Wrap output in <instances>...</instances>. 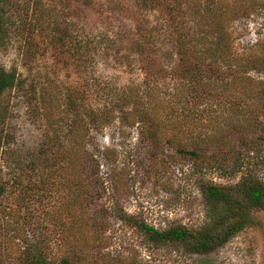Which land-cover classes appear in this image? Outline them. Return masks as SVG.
Wrapping results in <instances>:
<instances>
[{"label": "rangeland", "instance_id": "rangeland-1", "mask_svg": "<svg viewBox=\"0 0 264 264\" xmlns=\"http://www.w3.org/2000/svg\"><path fill=\"white\" fill-rule=\"evenodd\" d=\"M173 2L154 0L145 7L140 0H3L6 30L0 38V69L14 71L18 85L3 94L0 106L8 110L9 142L24 154L28 168L24 182L32 189L26 201L20 200V208L16 192L0 205L20 211L13 218L0 209V224L5 227L0 229V241L8 247L5 254H16L8 220H28L32 229L21 232L22 236L42 240L49 258L57 262L68 257L70 264H198L202 259L184 256V249L174 245L157 249L140 231L118 218L123 209L158 228L182 225L200 229L212 222L205 185L230 186L241 177V172L219 170L222 157L233 163L231 154L242 146L240 133L251 131L248 112L253 99L239 82L227 93L216 80L208 95L201 96L194 88L185 104L171 98L170 104L159 105L160 96L144 92L150 82L157 84L150 80L153 71L164 67L171 76L178 64V55L170 62L163 55L176 43L170 34H177L174 30L181 28L183 20L189 28L195 26L193 18L200 22L199 11L188 13L187 5L177 8ZM186 12L191 17L182 19ZM231 23L236 51L254 48L264 32V15ZM141 29L145 35L155 29L159 38L151 44L140 35ZM147 43L157 51L141 52L137 45ZM193 46L189 45L191 56L203 48V44L198 49ZM249 75L260 77L253 71ZM166 82L167 96L174 97L170 91L174 82ZM131 87L137 89L128 100L132 103L129 107L137 104L151 111L150 117L158 125L157 140L143 131L142 125L130 127L121 122V108L128 105L122 92ZM67 95L75 99L85 122L81 138L76 135L75 139L81 143V155L75 162L80 172L77 178L74 167L57 171L52 162L37 163L35 158L57 127L68 133ZM111 104L116 108L112 122L104 111L101 123L94 125L89 118L91 110ZM55 122L61 124L53 125ZM193 148L203 154L198 160L189 153ZM5 156L1 149L0 166ZM225 166L227 170L229 166ZM13 174L7 167L0 169V183L7 182V189ZM258 174L264 178V170ZM68 179L87 183L79 191L88 190L91 198L79 206L88 209L85 213L75 207L73 217L60 218L57 208L66 190L59 186ZM40 193H46L43 200ZM253 215L254 225L208 257L216 264H264V210H253ZM101 219L109 222L107 231L97 225ZM1 264L11 261L4 259Z\"/></svg>", "mask_w": 264, "mask_h": 264}, {"label": "trees", "instance_id": "trees-1", "mask_svg": "<svg viewBox=\"0 0 264 264\" xmlns=\"http://www.w3.org/2000/svg\"><path fill=\"white\" fill-rule=\"evenodd\" d=\"M140 1L145 7L154 2V0ZM173 4L177 8H184L187 5L188 13L199 11L200 22L193 18L192 22H194L195 26L189 28L185 23L186 20H183L181 28L174 30V33L177 34H170L176 43L173 45L170 53L165 52L167 56L164 53L163 55L167 62H170V59L178 55V64L172 68L171 76H169V72H165L164 67H162L163 69L160 68L159 71H153V75H151L153 79L150 80L155 81L157 84L153 86L147 80L150 84L146 86L147 88L144 92L146 94H153L156 97L160 96L161 101H157L156 99L159 105L164 103L170 104L169 100L171 98L177 99V104L180 103L179 101H183V104H185L188 103L186 97L194 88L196 89L195 92L197 90L201 92V96L208 95L209 91H212L213 83L216 80L219 82L218 85H220L221 91H223L224 86V91L227 93L230 91L233 83L239 82L238 85L242 87V91L253 99L248 112L251 131L240 133V136L238 133L241 139V148L236 149L231 154L232 164H230V161H227V157H222L219 170L224 173L230 170V173L234 174L241 172V177L230 186H223L217 183L205 185V195L212 222L200 229H193L182 225L158 228L130 215L123 209L120 210L118 218L140 231L148 239L150 245H155L157 249L169 248L172 245L178 246L184 249V256L189 254L202 257L201 260H198V264H216L208 256L213 251L226 245L238 233L256 223L253 210H264V178L258 174L259 170H264V32H261L262 37L259 39L257 45L253 46L254 48L240 52L232 47L233 32L231 31V22L251 16L255 18L263 16L264 0H174ZM3 9V0H0V38L5 36L6 30ZM186 14L187 12L181 15V18L188 19L191 17H188ZM144 32L145 30L141 29L140 35H143V39L147 38L151 44H154V41L159 38L155 29L148 31L147 35L143 34ZM163 37L169 38V34H164ZM149 43L137 45V47L141 52H156L157 49L155 50V47ZM192 43L194 44L192 48L197 49L200 44H203L202 50L194 52L196 54L194 56H191L189 48V45ZM136 50L138 52V49ZM226 68L230 69L232 73H228ZM147 69L150 72L149 68ZM251 71L258 73L260 77L249 75ZM168 80L174 82L173 90H170L173 91L171 95L174 97L167 96L169 87L166 88L165 85L168 84L166 82ZM17 85L18 78L14 71H7L4 68L0 69V99L7 90ZM136 89L134 87L125 89L122 92V95H124L123 99L126 101L131 100L130 97L135 94ZM226 93L224 96H229ZM67 97L65 107L70 111L71 115L69 117L71 121L69 123L71 124L68 133H64V130L60 131L58 127L56 129L53 128L55 129V134L49 136L43 146L37 150L35 158L38 159L37 163L39 161L52 162L51 165L58 166L53 168L57 171L61 168V170L67 172L68 169L74 167V176L77 178L80 172L75 162L78 160L81 143L76 142L75 139L77 138L76 135H78V138H81V128H84L85 122L81 118V113H79L75 99L68 95ZM162 100L167 101L163 102ZM127 104V108H121L123 111L121 122L130 127L137 124L142 125L143 131H147L152 139L157 140L158 125H155L156 121L150 117L151 111L137 104H134L130 108L129 105L132 103L129 101ZM115 109L114 104L105 105L102 110L95 108V110H91L89 118L93 121L94 125H99L102 119L101 114L105 111L106 116L109 117L108 121L112 122L111 119L114 117L113 113ZM7 117V108L0 106V150L3 149L6 154L4 164L0 166V169L7 167L14 173V180L9 183V189H7V182L0 183V205L4 199L9 200L13 196V192H16L17 197H19L16 205L20 208V200L22 202L26 201L31 195L32 189L30 184L24 182L25 173L28 172L24 154L15 149L9 142L12 136L6 131L5 124ZM56 123H53V125ZM60 124L59 122L57 123V125ZM148 134L145 133L144 136ZM181 151L183 150L181 149ZM189 153L196 160L203 155L201 152H198V148H193ZM225 165L229 166L227 170ZM95 171L98 174L99 169L95 167ZM26 180H28V177ZM74 180L68 179L67 182H60V190H66L61 199L62 203L57 208V216L59 214L60 218L61 215L73 217L75 215V207L81 208L79 206H82L83 200L89 201L91 198L88 190L83 192V194L80 193L82 189L87 187V183H76ZM95 180L99 184L98 186H101L100 179L96 178ZM43 195L45 197L46 193H43ZM43 195L40 193V200L44 199ZM104 207L105 205L102 204L100 210L103 211ZM0 209L3 213L5 212V214L9 215V217L14 218L20 215V211L18 212V210H14L12 207L0 206ZM80 210L83 209L81 208ZM85 210L88 209H84L83 213H85ZM103 214H107L106 208ZM82 219L81 215L80 220ZM8 222H11L9 227H11L10 233L13 239L10 242L14 244L16 254H14L15 256L5 254L8 247L1 240L0 264L4 259H10L11 264L71 263V259L68 257H65L60 262L50 259L46 251V245H42V240L39 242L29 236L23 237L21 232L32 229V225L28 220L23 223L17 220H8ZM96 223L103 231H107L110 227L109 222L102 219L96 221ZM28 224L29 228L25 229ZM2 227V224H0V229Z\"/></svg>", "mask_w": 264, "mask_h": 264}]
</instances>
